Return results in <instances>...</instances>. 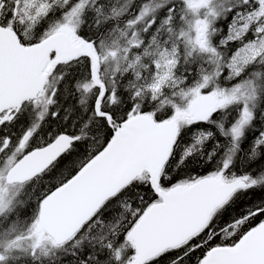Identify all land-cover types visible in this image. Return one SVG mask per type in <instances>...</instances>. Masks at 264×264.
<instances>
[{
	"label": "snow or ice",
	"instance_id": "obj_1",
	"mask_svg": "<svg viewBox=\"0 0 264 264\" xmlns=\"http://www.w3.org/2000/svg\"><path fill=\"white\" fill-rule=\"evenodd\" d=\"M0 264H264V0H0Z\"/></svg>",
	"mask_w": 264,
	"mask_h": 264
}]
</instances>
